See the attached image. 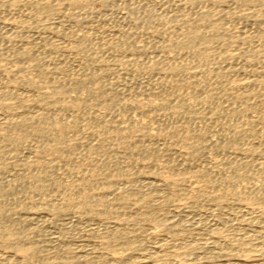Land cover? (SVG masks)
Instances as JSON below:
<instances>
[{
  "label": "rangeland",
  "instance_id": "obj_1",
  "mask_svg": "<svg viewBox=\"0 0 264 264\" xmlns=\"http://www.w3.org/2000/svg\"><path fill=\"white\" fill-rule=\"evenodd\" d=\"M0 264H264V0H0Z\"/></svg>",
  "mask_w": 264,
  "mask_h": 264
},
{
  "label": "bare ground",
  "instance_id": "obj_2",
  "mask_svg": "<svg viewBox=\"0 0 264 264\" xmlns=\"http://www.w3.org/2000/svg\"><path fill=\"white\" fill-rule=\"evenodd\" d=\"M37 12H38V11H37ZM189 33H190V35H191V32H189ZM189 33H188V34H189ZM192 33H193V32H192ZM190 35H189V36H190ZM191 37H192V36H191ZM193 39H194V38H193ZM218 56H219V55H218ZM178 67H179V66H178ZM182 71H183V70H182ZM28 132H29V131H28ZM129 132H130V131H129ZM253 181H254V180H253Z\"/></svg>",
  "mask_w": 264,
  "mask_h": 264
}]
</instances>
